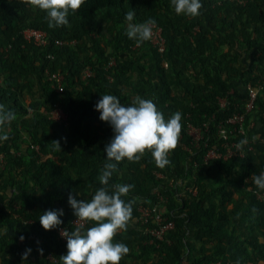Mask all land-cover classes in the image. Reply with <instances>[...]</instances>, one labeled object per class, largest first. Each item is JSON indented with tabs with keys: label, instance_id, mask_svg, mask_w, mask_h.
Returning a JSON list of instances; mask_svg holds the SVG:
<instances>
[{
	"label": "trees",
	"instance_id": "trees-1",
	"mask_svg": "<svg viewBox=\"0 0 264 264\" xmlns=\"http://www.w3.org/2000/svg\"><path fill=\"white\" fill-rule=\"evenodd\" d=\"M200 2L201 14L188 17L177 15L171 0H85L77 13H69L70 26L49 28L44 11L18 4L16 0H0V102L16 115L15 120L2 126L7 129L9 139L0 141L2 264H50L45 259L48 252L62 264L60 257L67 254V242L57 239L55 229L46 231L39 217L48 210L62 209L61 225L74 231L70 221L76 216L68 203L69 195L90 201L102 186L98 177L109 162L105 147L114 132L100 119L95 105L106 94L116 96L124 106H131L137 96L152 100L166 121L176 112L182 114L180 139L177 148L169 153V165L163 169L157 167L151 153L146 152L139 162L126 159L119 162L109 181L110 186L117 183L134 185L128 196L122 198L126 202L135 199L127 230L132 231L129 227L132 226L136 230L133 232L139 233L135 234L142 242V249L148 253L158 250L156 243H149L148 236L132 224L138 205L155 204L157 192H152L149 184L163 182L164 176H170L174 179V187L170 185L164 190L169 195L166 206L174 208L177 204L172 193L187 176L182 161L189 156V167L196 169L193 183L198 184V193L192 196L186 192L180 202L190 209L187 216L172 217L164 208L162 214L174 221V228L168 231L165 241H158L160 246L167 247L173 255V264H181L178 245L172 246L173 239L180 236L178 242L182 239L188 243L184 237L191 229L196 239L204 234L212 235L219 229L220 236L230 234L233 237L234 228L224 227L228 214L221 207L216 211L213 206H204L202 179L211 175L213 167L228 173L239 168L244 177L264 172V142L253 144L254 164L249 161L252 152L248 148L242 155L206 163L203 159L205 149L195 148L190 143L186 125L209 121L208 147L245 139L239 132H231L227 140L221 139L216 134V127L222 122L232 130L234 125L226 124L225 119L233 112L243 110L242 85L264 78V71L259 70L257 63H251L237 75L232 73L234 68L231 66L236 59V50L247 53L255 49L259 54L258 61L264 59V0ZM128 11L135 12L133 23L155 19L164 39L162 52L149 41L137 46L127 37L125 15ZM28 27L44 30L46 45L35 46L24 40L22 32ZM227 31L235 38L232 42H229L231 37ZM57 39L62 41L61 45L55 43ZM70 40L75 43L69 44ZM227 43L233 50L222 48ZM111 56L115 64L107 69L105 64ZM86 67L93 75L83 80L81 72ZM46 70L63 74L61 92L51 86ZM256 70L258 74L253 73ZM262 94L263 91L257 93L253 110L257 111L262 127L260 134L264 136ZM222 97L226 98L224 107L218 104V98ZM54 107H60L66 114V128L48 117L47 113ZM249 114L245 116V126ZM21 128L27 139L22 137ZM52 141H59L61 150L55 148ZM156 172L162 177L157 178ZM252 186L262 191L254 183ZM220 193V204L224 206L231 200L230 194L224 188ZM139 198L144 202L138 203ZM231 211L236 224L245 223L251 228L264 221V201L252 193L242 202L235 203ZM88 225L89 222L84 227ZM254 240L253 236L248 243L258 249L264 260V241L254 243ZM29 248L27 260H22V254ZM39 249L43 250L42 255ZM238 252L234 253L237 262L252 259L248 250ZM212 260L210 254H205L195 257L189 264H210Z\"/></svg>",
	"mask_w": 264,
	"mask_h": 264
},
{
	"label": "clouds",
	"instance_id": "clouds-1",
	"mask_svg": "<svg viewBox=\"0 0 264 264\" xmlns=\"http://www.w3.org/2000/svg\"><path fill=\"white\" fill-rule=\"evenodd\" d=\"M16 3L44 11L49 28H55L70 26L69 13H77L85 0H16ZM171 5L177 15L198 17L201 14L200 0H171ZM134 18V11L126 13L125 34L139 46L151 40L156 21L149 18L143 23H133ZM95 109L100 112V119L107 122L114 132L105 147L109 162L98 177L102 186L90 201L69 195L68 203L77 217L76 222L82 223L74 231H61L62 237L67 240V254L60 257L62 264H120L130 250L124 243H113V240L118 232L127 231L132 219L135 199L126 202L122 197L128 196L134 185L117 183L110 186V178L117 171L119 162L125 159L139 162L146 152L151 153L157 167L165 168L170 164L169 153L177 148L180 139L182 114L176 112L166 121L152 100L137 96L131 106H124L116 96L106 94L97 102ZM15 119V113L0 102V131L3 125ZM8 139L6 132L0 134V141ZM52 143L61 150L59 141ZM246 143V140L240 141L238 151ZM251 179L258 189L264 190V172L253 174ZM63 215L62 209L48 210L39 217V221L46 231L52 230L63 223L60 219ZM83 222H94V226L85 230ZM20 239L23 241L24 237ZM30 252L31 249H27L22 254V260H27ZM39 252L43 254L42 249Z\"/></svg>",
	"mask_w": 264,
	"mask_h": 264
},
{
	"label": "rangeland",
	"instance_id": "rangeland-1",
	"mask_svg": "<svg viewBox=\"0 0 264 264\" xmlns=\"http://www.w3.org/2000/svg\"><path fill=\"white\" fill-rule=\"evenodd\" d=\"M228 34L229 31H227ZM230 40L229 42H232L235 40L233 35L230 34ZM224 49H232L231 44H224L222 46ZM236 48H239L236 46ZM234 54L236 55V59L233 60L231 63V66L234 68L232 73L234 75H237L240 71L246 69L248 65L251 63H257V66H259L260 71H264V59L262 61H258V52L254 50H249L247 53H245L242 49L239 52L234 51ZM191 72V69L189 70ZM259 71L253 72L254 74H258ZM252 73V75H254ZM253 77V76H252ZM263 77V74H262ZM264 81V78H257L255 81L249 80L248 83L245 84V86L242 85L241 87V95L245 98L246 97V86L249 84L250 86H255L259 88V84ZM259 91H263L264 96V85H261ZM245 100V99H244ZM262 116H264V112H261ZM250 119L248 121V125L245 126L242 125V130L244 131L245 139L248 143V149H251L252 155L249 159L250 163L253 164L256 163L255 160V152L252 149L253 144L255 142H264V136H261V125L260 120L258 119L257 111L252 109V112L249 114ZM68 124V122H67ZM64 126V125H63ZM68 125H66L64 128H66ZM2 131L4 133H7V129L2 127ZM22 137H25L27 139L26 133L23 131V129H20ZM217 134V133H216ZM220 135V134H219ZM218 136V134H217ZM250 145V146H249ZM243 150L245 149L242 147ZM23 151V150H22ZM246 151V149L244 150ZM191 160V156L183 159L182 164H184L185 171L187 172V176H185L181 182L178 185L179 188L176 190L174 189L172 193V197L175 200V207L172 209H169L168 203H169V195L166 194L165 188L170 187V185H173L174 187V179H172L170 176L165 177L164 176V183L158 182L157 184L150 183L149 186L152 189V192H157L163 197V203L162 205L165 207L166 211L172 215V217L176 216L177 218H181L184 216H187L190 209L186 208L183 205H180V202H182V198L187 194L183 190V183H192L196 187L198 184L193 183L195 181L194 173L196 169H192L189 167V163ZM174 166V165H173ZM171 166V167H173ZM189 167V169H187ZM239 171V173H237ZM158 174H161L159 172H156ZM232 173V174H231ZM231 173L223 172V171H217L215 167H213V170L211 171V175L209 177L204 176L202 179L204 186V191L202 193L203 197V204L204 206H213L214 210L220 209V207L224 210V213L228 214V220L225 222L224 227L231 229L234 228V231L231 233L233 237H230V234H226L223 236L221 235V230L214 231V235H208L204 234L203 236H200L198 239L193 238L192 229L188 231L185 234L186 240H188V243L183 242L181 239L179 242L177 239H180L182 237H178L173 239L174 243H172V246L175 244L178 245L176 248L179 251L180 255V262L181 264H189L195 257H200L202 255L210 254L212 257V261L210 264L218 262L219 264H264V260L262 258V254L258 251V249L252 247L248 241L251 237H255L256 241L254 240V243L262 242L264 241V221L255 223L252 225V227H248L245 223H239L236 224L235 215L232 213V209L234 207L235 203H240L242 200H245L251 193L255 194L256 197L259 200L264 201V190L259 191L255 188H253L252 183L253 180L251 177H244L241 175V172L238 168V170H231ZM243 176V177H242ZM158 178V177H157ZM184 180V181H183ZM247 181V182H246ZM201 183V182H199ZM27 183H24L23 186H26ZM183 184V185H182ZM191 184V185H192ZM177 186V185H176ZM226 189L229 191L230 199L227 200V202L224 204V206H221V190ZM165 189V190H164ZM213 191V192H212ZM168 192V191H167ZM198 192H196L197 195ZM192 195V194H191ZM195 196V195H192ZM144 200L142 198H139L138 203H142ZM167 202V204H166ZM164 209V210H165ZM161 208V213L164 212ZM264 216V213H263ZM166 218L167 216H163ZM168 218V217H167ZM132 224L137 226V231L142 232L143 235L145 234V228L146 226H141L138 222H135V220L132 221ZM94 226V222H89L88 227H84L86 230L89 227ZM131 230L127 231H120L116 234L114 237L113 243H124L129 248V253L122 258L120 261L121 264H173V255L170 253L169 250H167V247L160 246V242L157 240L150 241L151 238L148 236V242L149 243H156L157 251L154 252H146L142 249L138 236L136 234H139L136 231L134 227L129 226ZM136 233V234H135ZM240 235V236H239ZM176 241V242H175ZM169 242V241H168ZM187 242V241H186ZM174 244V245H173ZM248 250V252L251 255L252 259H246L244 263L237 262L234 257V253L238 251ZM161 251V252H160ZM160 252V253H159ZM241 254V253H240ZM242 255V254H241ZM0 264H2L1 256H0Z\"/></svg>",
	"mask_w": 264,
	"mask_h": 264
},
{
	"label": "built area",
	"instance_id": "built-area-1",
	"mask_svg": "<svg viewBox=\"0 0 264 264\" xmlns=\"http://www.w3.org/2000/svg\"><path fill=\"white\" fill-rule=\"evenodd\" d=\"M239 3H243V0H237ZM24 40L27 42H31L35 46H44L47 43V33L44 30L28 27L23 30L22 32ZM151 45L155 47L159 52H162L164 50V39L161 34V27L155 26L153 28V36L151 40H149ZM55 43L57 45H61V40H56ZM69 44H74L75 40L68 41ZM115 64L114 58L111 56L107 59L105 68L112 67ZM166 65V63H165ZM93 75L92 70L89 67H86L81 72V78L83 80H86L90 76ZM109 79L110 76H107ZM46 78L51 83V86L54 87V89L57 92H61L63 89V74L57 71H50L46 70ZM259 88L255 86H250L249 84L246 86V97H245V103L242 107V111H235L233 112L229 117L225 119L226 124L234 125L229 130L226 128V126L220 122L216 129L217 134L221 139L227 140V137L231 132H239L241 134H244V131L242 130V125L245 121V116L249 114L253 107H254V100L256 98V95L258 93V90L260 89L261 85H264V81H262L259 84ZM218 104L220 107H224L226 104V98H218ZM48 117L57 123L66 126L67 125V118L66 114L62 111L60 107H54L52 108L48 113ZM208 128H209V121L201 122L199 125H195L192 123H187L186 125V133L190 137V143L195 147L199 148L202 147L205 149V153L203 156L204 162H209L213 159H226L233 155H242V150L238 151L237 145L240 142L235 141H225L222 142L219 146H210L208 147ZM220 134V135H219ZM246 140V139H243ZM244 148H248V143L243 145ZM37 149V147H35ZM184 149H187L186 146H183ZM156 177L161 178L162 175L156 173ZM183 190L185 192L191 193L192 195H195L197 192V187L192 185H183ZM163 203V197L157 193V202L153 205H144L139 204L137 208V216L134 219L135 222H138L141 226H146L145 228V234L149 235L151 240H157V241H165L166 235L168 231L172 230L174 228V221L169 218H164L163 214L161 213V208L164 210ZM77 217H74L70 221V225L76 229L80 226L82 222L77 221ZM84 226L87 222H83ZM68 230L70 231L68 226L60 225L58 228H55V232L57 235V239L61 242H67L66 238L62 237L61 231L62 230ZM45 259L50 264H60L58 259L52 255V253L48 252L45 256ZM213 264H219L218 262Z\"/></svg>",
	"mask_w": 264,
	"mask_h": 264
}]
</instances>
